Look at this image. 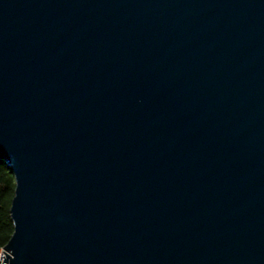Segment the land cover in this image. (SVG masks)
Here are the masks:
<instances>
[{
  "label": "water",
  "instance_id": "water-1",
  "mask_svg": "<svg viewBox=\"0 0 264 264\" xmlns=\"http://www.w3.org/2000/svg\"><path fill=\"white\" fill-rule=\"evenodd\" d=\"M1 264H264V0H0Z\"/></svg>",
  "mask_w": 264,
  "mask_h": 264
},
{
  "label": "trees",
  "instance_id": "trees-1",
  "mask_svg": "<svg viewBox=\"0 0 264 264\" xmlns=\"http://www.w3.org/2000/svg\"><path fill=\"white\" fill-rule=\"evenodd\" d=\"M15 192V179L10 168L0 160V250L7 244L12 233L10 206Z\"/></svg>",
  "mask_w": 264,
  "mask_h": 264
},
{
  "label": "built area",
  "instance_id": "built-area-1",
  "mask_svg": "<svg viewBox=\"0 0 264 264\" xmlns=\"http://www.w3.org/2000/svg\"><path fill=\"white\" fill-rule=\"evenodd\" d=\"M3 255V252H2V249L0 250V255ZM3 259V258H2ZM2 259H1V261H0V264H1V262H2Z\"/></svg>",
  "mask_w": 264,
  "mask_h": 264
}]
</instances>
